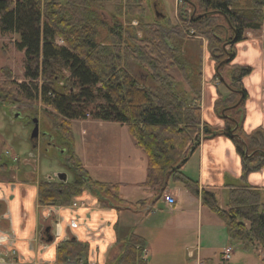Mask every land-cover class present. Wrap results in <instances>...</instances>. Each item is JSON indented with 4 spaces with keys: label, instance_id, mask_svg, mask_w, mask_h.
Instances as JSON below:
<instances>
[{
    "label": "trees",
    "instance_id": "obj_1",
    "mask_svg": "<svg viewBox=\"0 0 264 264\" xmlns=\"http://www.w3.org/2000/svg\"><path fill=\"white\" fill-rule=\"evenodd\" d=\"M178 1V24L168 28L169 21L165 25L157 17L155 0H0V35H19L15 46L25 54L22 76L0 68V106L41 105L57 132L53 146L64 147L66 162L77 170L67 183L40 182L41 206L70 207L86 192L102 209L130 205L120 197L121 184L91 178L75 151L73 121L117 123L126 126L147 159L144 186L163 195L180 185L201 195L203 206L225 224L230 245L264 253V192L248 183L264 168V129L244 130L249 96L243 81L254 69L233 64L237 44L264 30V0ZM194 39L205 41L217 60L214 110L224 121L220 130L202 122L204 42L197 61L184 55ZM129 60L146 80L130 73ZM218 136L232 141L242 162L241 185L228 186L225 205L183 172L200 142ZM136 246L135 240L127 244L120 264H143L142 247ZM89 252L88 244L68 239L57 247L56 262H79Z\"/></svg>",
    "mask_w": 264,
    "mask_h": 264
},
{
    "label": "crops",
    "instance_id": "obj_2",
    "mask_svg": "<svg viewBox=\"0 0 264 264\" xmlns=\"http://www.w3.org/2000/svg\"><path fill=\"white\" fill-rule=\"evenodd\" d=\"M253 35L249 33L246 41L237 44L233 61V64L254 69L243 81L249 96L244 120L247 134L264 129V36ZM203 47L206 49L205 41ZM215 73L210 56L204 54L202 122L220 130L224 127V121L214 110L218 99V88L213 80ZM89 121L94 124L96 120H84L82 123ZM98 126L104 128V123ZM119 126L124 128V154L128 160L124 163V182H107L103 175L96 181L121 184L120 197L130 205L120 209H102L96 197L86 192L75 199L78 207L53 209L56 219L61 221V239L71 238L89 245L87 259L79 261L83 264H120L119 260L132 240L137 244L136 250L142 247L143 264H223V249L230 243L222 220L203 206L201 195L195 196L180 185H172L164 192L176 199L173 208L168 207L161 193L144 186L148 172L147 159L136 148L126 126ZM93 129L94 125L82 128L84 143L86 136L94 132ZM44 147L39 138L36 147L31 148V156L23 161L16 157L10 159L8 152L7 157L3 155L4 161L0 156V238H6L5 242L0 243V264L6 261L56 264L58 241L46 243L41 236L43 223L39 213L38 187L40 182L57 177L53 173L42 176L38 169L37 158ZM43 155L48 158L47 154ZM80 159L91 177L85 160ZM183 172L199 181L200 190L214 191L218 198L223 194V198L225 193L228 195V186L241 185V157L232 141L226 137L203 139L183 167ZM248 183L264 192V168L251 174ZM233 247L235 256L240 248ZM258 254L262 259L260 263L257 260L245 263L264 264V253ZM245 263L230 260L227 264Z\"/></svg>",
    "mask_w": 264,
    "mask_h": 264
},
{
    "label": "rangeland",
    "instance_id": "obj_3",
    "mask_svg": "<svg viewBox=\"0 0 264 264\" xmlns=\"http://www.w3.org/2000/svg\"><path fill=\"white\" fill-rule=\"evenodd\" d=\"M178 4V0H155L154 2L155 12L158 14V18L162 19L165 25L169 21L166 25L168 28H172L178 24L176 12ZM105 9L110 11L111 7L107 5L105 6ZM156 13L153 14L154 17H156ZM149 20L151 21V17ZM102 33L103 35H106V32ZM253 36H264V30L255 32ZM18 40L19 35L17 34L0 35V68L9 67L12 69L15 75L22 76L24 73L22 63L25 54L16 48L15 43ZM200 41L203 40H192L188 44L187 50L184 52V55L191 62L198 60V55L200 52L199 47L201 45ZM202 53V55L205 54L208 55V57L210 56L212 64L216 67L217 60L214 58V55L211 54L207 48L204 49V47ZM126 66L130 73L137 79L140 81L146 80L147 75L145 72L133 62L130 60L127 61ZM228 70L229 67H226L223 72L227 81L230 78V72ZM170 72L176 77L178 82L184 84L179 72L176 69H171ZM219 81L220 80H217V82ZM35 120H37V123H34ZM96 121L94 124H91L92 122L90 121L87 123H82L83 121L81 120H75L72 122L76 154L78 157L85 160L93 179H100V175H103L105 176V180L107 182H124V163L128 161L126 155L124 154V135L122 134L124 133V128L119 126L121 124L104 122L100 120ZM101 123H104V128L98 126ZM83 124L85 127L94 125V132L86 136V143L83 142ZM35 126L38 127L41 139H43L42 144L45 146L42 148L43 151H40L41 155H39V158H37L38 169L41 170L42 176L53 173L57 175H66L68 181L75 179V176H77V170L73 169V166L66 162L67 157L65 148L62 146L56 147L55 145L53 146L51 144V147L46 146L48 139H50V143H53L54 140H56L57 132L53 128L51 120L43 112V107L41 105L37 107L16 106L13 108L0 106L1 160L4 161L3 155L6 156V152L10 154L8 155L10 159L16 157L17 159H20V161H23L25 158L31 156L29 154L32 148L30 136ZM45 150H47V153ZM43 153L47 154L48 158H45ZM226 195L227 193H225L223 198V194L219 196L220 203L224 205L225 203L223 202L227 199ZM249 260H257L260 263L262 259L257 252H247L240 248V250L236 251V255L232 256L231 262L237 261L245 263ZM6 263L16 264L14 261H6Z\"/></svg>",
    "mask_w": 264,
    "mask_h": 264
},
{
    "label": "flooded vegetation",
    "instance_id": "obj_4",
    "mask_svg": "<svg viewBox=\"0 0 264 264\" xmlns=\"http://www.w3.org/2000/svg\"><path fill=\"white\" fill-rule=\"evenodd\" d=\"M33 133L34 132H32L30 138H31L32 147L35 148L36 144H37V140L39 138L41 139V135L38 132V137L35 138V139H32ZM49 140L50 139L47 140V143H46L47 145L46 146H49L50 144L53 145V143H50ZM42 142H43V139H42ZM49 147H51V146H49ZM50 180L51 181H59L58 177H56V179L50 178ZM51 181H47V182H51ZM59 182H63V181H59ZM67 182H69L68 179H67L66 182H63V183H67ZM74 203H76L75 199L73 200V204ZM38 204H39V200H38ZM73 204L70 207L71 208H76V207L73 206ZM39 206H40V209H41V211L39 212L40 213V219H41V221L43 223L41 236L46 241V243H55V242L58 241V245H57V247H58L61 242L67 241L68 239H71V238H68V239L63 238V239H61L62 235L59 234V233H61V232H59L61 221L59 219H56V217H57L56 216V211L53 210V209L58 208V206H41L40 204H39ZM5 241L6 240H4L3 238H0V243H3ZM69 263H72V262H67L65 264H69ZM3 264H5V263H3ZM16 264H17V262H16ZM41 264H47V263H41ZM56 264H58V263L56 262Z\"/></svg>",
    "mask_w": 264,
    "mask_h": 264
},
{
    "label": "built area",
    "instance_id": "obj_5",
    "mask_svg": "<svg viewBox=\"0 0 264 264\" xmlns=\"http://www.w3.org/2000/svg\"><path fill=\"white\" fill-rule=\"evenodd\" d=\"M134 25H137V22H134ZM163 199H164V202L168 205V207L170 208H173L174 205L176 204V199L169 195V194H163ZM74 207H78L79 204L76 202L73 204ZM4 240H6V238H3ZM234 254V249L233 247L230 245V246H227L223 249V253H222V263L223 264H227L232 256ZM69 264H83V262H72V263H69ZM200 264H203V263H200Z\"/></svg>",
    "mask_w": 264,
    "mask_h": 264
},
{
    "label": "water",
    "instance_id": "obj_6",
    "mask_svg": "<svg viewBox=\"0 0 264 264\" xmlns=\"http://www.w3.org/2000/svg\"><path fill=\"white\" fill-rule=\"evenodd\" d=\"M157 17H158V14H157ZM231 59H232V57L230 56L225 62H229V61H231ZM36 122H37V120L34 121V123H36ZM33 132L34 133H33L32 139H35V138L38 137V132H39L37 126L34 127V131ZM246 154H248L247 151H246ZM57 177H58L59 181H63V182H66L67 181L66 175L59 174V175H57Z\"/></svg>",
    "mask_w": 264,
    "mask_h": 264
}]
</instances>
